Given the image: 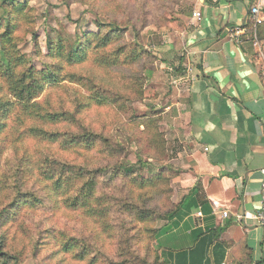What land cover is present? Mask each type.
Returning <instances> with one entry per match:
<instances>
[{
  "label": "trees",
  "instance_id": "16d2710c",
  "mask_svg": "<svg viewBox=\"0 0 264 264\" xmlns=\"http://www.w3.org/2000/svg\"><path fill=\"white\" fill-rule=\"evenodd\" d=\"M26 3L0 0V264H23L27 250L38 256L46 236L55 241L56 253H72L76 262L89 258L91 264H171L159 253V236L169 224L156 228V219L175 224L191 206L173 200L172 170L166 164L158 111L136 115L133 107L144 99L150 51L138 43L134 28L133 42H127V26L95 17L96 31L76 34L73 41L49 38L45 53L35 45L40 62L36 66L20 52L22 39L16 35L21 19L33 24ZM190 16L191 9L174 12L168 19L169 31L186 29ZM257 36L264 42V20ZM84 66L91 68L82 70ZM53 94L58 95V104ZM88 109L96 112L93 123L84 119ZM104 117L111 121L107 128L117 126L135 144V165L123 164L127 148L107 128L98 130L97 126L105 127ZM28 141L80 159L61 160L42 151L38 159L19 156L18 147ZM12 144L13 158L6 156ZM149 161L159 164V171L148 177L136 175V166ZM33 178L37 181L31 183ZM50 207L88 220L95 228L92 241L34 222L26 242L16 246L6 227L18 220V210L23 208L31 217ZM105 237L114 240L111 257L97 246ZM243 253L249 264L251 253L245 246Z\"/></svg>",
  "mask_w": 264,
  "mask_h": 264
},
{
  "label": "crops",
  "instance_id": "0c3cea01",
  "mask_svg": "<svg viewBox=\"0 0 264 264\" xmlns=\"http://www.w3.org/2000/svg\"><path fill=\"white\" fill-rule=\"evenodd\" d=\"M190 1L187 28L147 44L155 61L145 107L160 116L173 200L191 206L165 222L159 243L175 251L171 264H247L243 246L249 264H264V228L238 220L259 210L264 168L261 62L248 35H236L254 0Z\"/></svg>",
  "mask_w": 264,
  "mask_h": 264
},
{
  "label": "rangeland",
  "instance_id": "374dc122",
  "mask_svg": "<svg viewBox=\"0 0 264 264\" xmlns=\"http://www.w3.org/2000/svg\"><path fill=\"white\" fill-rule=\"evenodd\" d=\"M25 0H20L24 2ZM27 9L29 10L30 17L33 19V24H28L26 19H21L20 28L16 35L22 39L19 44V50L21 53L26 54L28 57L35 61L36 66L40 65L38 58L36 57L35 45L38 44V49L42 52H46L47 39H54L57 36L63 38H70L71 41L74 40L76 34H81L87 31H96L94 25L95 17L103 22H116L120 27L127 26L126 40L127 42H133V28L139 35L138 43L147 51L148 43L151 39V34H157L159 32L169 31L168 23L169 17L174 14V12L191 8L190 0H121L119 3L112 2L111 0H26ZM94 13V14H93ZM95 15V16H94ZM128 24V25H127ZM33 35L37 37V42L33 39ZM151 53V52H150ZM146 62L145 70V83H144V99L141 102L134 103L133 107L135 109L136 115L146 114V91L149 86V75L152 65L155 61L154 56L151 54ZM91 68V67H90ZM89 67L85 66L82 70H90ZM117 83L120 82V74L122 70H119ZM124 73V72H122ZM109 78V77H107ZM110 79V78H109ZM53 101L56 104L60 102L58 95H52ZM154 112V111H153ZM104 113V112H103ZM96 112L88 109L83 116L86 122L93 123ZM105 127L102 129L101 126H97L98 130L104 131L108 125H110V120L104 117ZM107 132L119 143L123 144L127 148V153L123 164L126 163L135 165L137 158L135 156V144L123 134L117 126H112L107 128ZM131 140V138H130ZM26 144L20 145L18 147L17 154L20 156L22 154L30 155L35 159L40 158L39 151L50 152L51 154L57 156L61 160H67L71 158L80 159L79 155L71 154L55 147L47 148V146L37 145L35 141L25 142ZM10 151L6 150V156L11 157L10 153H13L11 148ZM9 148V145H6ZM13 158V157H11ZM148 162V161H147ZM136 166L135 174L138 176L148 177L150 175L156 174L160 166L159 164L149 161V163H144ZM147 164V165H146ZM167 164V163H166ZM32 166L33 163L31 162ZM110 172V171H109ZM109 173L103 175V179L106 180ZM37 178H33L30 182H36ZM39 183V182H38ZM37 183V184H38ZM36 184V185H37ZM36 187V186H35ZM19 217L14 223H9L6 227L7 232L10 237H15V245L17 243L26 242V236L32 233L34 230V222H40L46 225L47 228H55V230H65L70 236H76L83 239L92 241V234L94 231L93 225L86 219L80 218L77 214L69 213L61 208L50 207L45 211L34 212L33 215L28 217L23 211V208L18 210ZM165 224L164 219H156V228H161ZM31 232V233H30ZM46 243L40 248L38 256L32 257L30 251L27 250L26 257L23 264H91L89 258L82 262H76L73 258L72 253L63 254L59 251L58 247L50 236H46L43 242ZM97 246L104 251L109 257L114 253V244L112 239L106 238L98 240ZM142 244V242H141ZM160 244V243H159ZM20 248V247H17ZM173 250H162L159 246V253L161 256L167 260H174ZM97 264H104L103 261H99Z\"/></svg>",
  "mask_w": 264,
  "mask_h": 264
},
{
  "label": "built area",
  "instance_id": "2783aa9c",
  "mask_svg": "<svg viewBox=\"0 0 264 264\" xmlns=\"http://www.w3.org/2000/svg\"><path fill=\"white\" fill-rule=\"evenodd\" d=\"M192 17L200 18L198 12H193ZM249 29L242 28L236 31V35L247 34L252 47L255 49L256 56L261 62V68L259 71L260 78L264 84V42L260 41L257 36V29L262 24L264 20V0H254V3L249 8ZM263 179L260 184L261 202L260 208L255 214L246 213L242 216H238L240 222H246L247 220H252L256 224L264 228V168L261 170ZM224 217L227 214H223ZM226 264V263H221Z\"/></svg>",
  "mask_w": 264,
  "mask_h": 264
}]
</instances>
